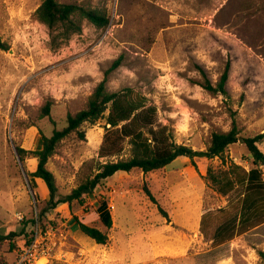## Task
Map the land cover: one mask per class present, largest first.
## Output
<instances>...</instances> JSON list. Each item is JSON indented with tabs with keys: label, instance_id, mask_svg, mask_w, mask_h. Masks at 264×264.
Wrapping results in <instances>:
<instances>
[{
	"label": "rangeland",
	"instance_id": "obj_1",
	"mask_svg": "<svg viewBox=\"0 0 264 264\" xmlns=\"http://www.w3.org/2000/svg\"><path fill=\"white\" fill-rule=\"evenodd\" d=\"M59 1L106 10L110 23L99 30L83 20L63 41L35 18L42 0H0V38L9 47L0 49V264H17L18 251L46 231L52 258L37 264H264V167L263 189L247 207L239 181L224 194L207 178L209 168L218 175L232 165L238 172L255 167L242 142L222 158L178 159L149 174L117 172L82 204L54 210L47 209L45 184L29 175L36 161H21L16 150H35L40 131L63 129L120 57L108 90L146 96L157 108L156 126H166L178 144L206 150L213 132L233 125L242 138L264 134V0ZM227 63L228 96L205 90V80L216 85ZM49 101L51 115L42 118ZM104 125L85 124L84 137L72 133L56 147L47 167L60 196L105 162L98 155ZM259 147L264 151V142ZM130 154L125 142L122 155ZM103 199L113 227L109 242L98 245L77 221L105 230L96 212Z\"/></svg>",
	"mask_w": 264,
	"mask_h": 264
},
{
	"label": "trees",
	"instance_id": "obj_2",
	"mask_svg": "<svg viewBox=\"0 0 264 264\" xmlns=\"http://www.w3.org/2000/svg\"><path fill=\"white\" fill-rule=\"evenodd\" d=\"M34 15L51 32L58 30L63 41H67L70 36L81 31L83 20L99 30L105 29L110 23V16L106 10L87 8L76 3H64L59 0H42ZM55 39L53 37V41ZM8 48V44L0 38V49L8 50ZM120 64L121 57L106 70L104 78L90 95L86 107L74 115H68L67 125L63 129H55L51 136H46L40 131V138L35 150L30 151L20 146L16 147L21 161L26 158L36 161L35 167L29 175L31 178L40 180L43 185L45 184L49 195L46 201L47 209L54 210L62 204L71 205L74 201L82 204L84 195L100 191L104 186V181L117 172L130 173L140 170L147 174L165 169L178 158H188L191 161L195 158H222L227 148L238 142H242L246 146L255 167L248 172H238L241 168L232 165V170L221 171L218 175L214 174L212 168H209L207 178L224 194L234 186L235 181H239L244 185L246 192L243 205L251 206L253 194H257L263 189L261 167H264V154L259 145L264 142V134L242 138L237 127L233 125L228 132H213L206 150H195L186 144H178L166 126H156L157 108L148 103L146 96L132 88H124L116 92L108 90V77ZM230 68V63H227L216 85L205 80L203 88L214 95L228 96L227 83ZM52 105V102L49 101L42 107V118L50 117ZM103 119H105V134L98 155L100 158H105V162H100L93 177L86 179L68 195L60 196L55 176L47 167L56 147L72 133L76 132L84 137L83 132L80 131L82 126L85 124L95 125ZM125 142L130 145L131 154L128 158L122 155ZM231 171L235 174L236 179L229 178ZM144 190L151 201L157 204L155 197L146 186H144ZM249 199H251V203ZM158 209L163 216L167 217V213L160 206ZM45 212L46 210L42 215ZM96 212L105 230L81 221H77L78 227L96 244L106 245L110 240L109 230L113 227V217L105 199L99 202Z\"/></svg>",
	"mask_w": 264,
	"mask_h": 264
},
{
	"label": "built area",
	"instance_id": "obj_3",
	"mask_svg": "<svg viewBox=\"0 0 264 264\" xmlns=\"http://www.w3.org/2000/svg\"><path fill=\"white\" fill-rule=\"evenodd\" d=\"M264 154V151L261 150ZM15 218L22 220L23 215L16 213ZM50 231L36 236L29 244L18 251L17 264H37L42 259L52 258V247L50 245Z\"/></svg>",
	"mask_w": 264,
	"mask_h": 264
},
{
	"label": "crops",
	"instance_id": "obj_4",
	"mask_svg": "<svg viewBox=\"0 0 264 264\" xmlns=\"http://www.w3.org/2000/svg\"><path fill=\"white\" fill-rule=\"evenodd\" d=\"M178 159H183V161L185 162V161H186L188 158H178ZM178 159H176V160H178ZM176 160H175V161H176ZM168 166H169V165H168ZM168 166H167V167H168ZM167 167H166L165 169H167ZM165 171H166V173H168V171H167V170H165ZM147 174H149V173H147ZM138 261H140V259H136V260H135V261H133L132 263H135V264H137V262H138Z\"/></svg>",
	"mask_w": 264,
	"mask_h": 264
}]
</instances>
